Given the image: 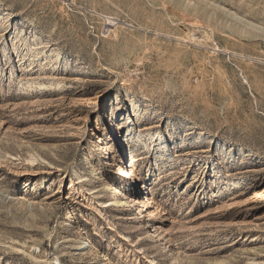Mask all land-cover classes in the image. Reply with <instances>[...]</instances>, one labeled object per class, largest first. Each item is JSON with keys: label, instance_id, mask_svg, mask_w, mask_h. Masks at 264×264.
<instances>
[{"label": "rangeland", "instance_id": "374dc122", "mask_svg": "<svg viewBox=\"0 0 264 264\" xmlns=\"http://www.w3.org/2000/svg\"><path fill=\"white\" fill-rule=\"evenodd\" d=\"M0 264H264V0H0Z\"/></svg>", "mask_w": 264, "mask_h": 264}, {"label": "bare ground", "instance_id": "6f19581e", "mask_svg": "<svg viewBox=\"0 0 264 264\" xmlns=\"http://www.w3.org/2000/svg\"><path fill=\"white\" fill-rule=\"evenodd\" d=\"M106 24L107 25H112V21H107L106 22ZM36 158V156H34L33 154H31V156H30V160L31 161H34V160H36L35 159ZM130 169V172H131V167L129 168ZM123 171V170H122ZM127 172H128V170H126L125 172H124V175H128L127 174ZM133 179H135L136 180V182H138V179L135 177V176H133L132 177ZM262 189V188H261ZM258 192H259V190H258ZM122 199H119V200H117V201H115V204H117V206H122V205H125V204H127L128 203V201L127 200H123V197L126 199H128V197H127V193L126 192H122ZM148 201V199L146 200V202ZM114 204V205H115ZM141 206L144 208V203H141ZM67 217H71V215H69V213H68V216ZM149 217H150V219H149V222L151 223V221L155 218V209H153V210H151L150 211V213H149ZM79 229V228H78ZM79 232V230H76V232L75 233H78Z\"/></svg>", "mask_w": 264, "mask_h": 264}]
</instances>
